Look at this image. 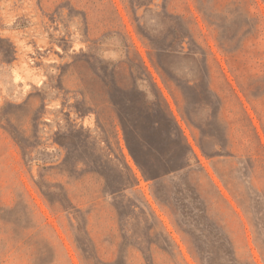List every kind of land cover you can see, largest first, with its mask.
<instances>
[{
    "label": "rangeland",
    "instance_id": "rangeland-1",
    "mask_svg": "<svg viewBox=\"0 0 264 264\" xmlns=\"http://www.w3.org/2000/svg\"><path fill=\"white\" fill-rule=\"evenodd\" d=\"M208 1L220 28L197 0H0V264H264V149L249 120L264 146V0ZM228 33L236 61L219 45ZM159 92L196 130L185 123L189 143L213 154L220 138L236 207L179 133L165 140ZM122 123L151 143L130 138L152 171L158 152L189 159L184 188L198 192L175 212L181 232Z\"/></svg>",
    "mask_w": 264,
    "mask_h": 264
},
{
    "label": "crops",
    "instance_id": "crops-1",
    "mask_svg": "<svg viewBox=\"0 0 264 264\" xmlns=\"http://www.w3.org/2000/svg\"><path fill=\"white\" fill-rule=\"evenodd\" d=\"M166 100L168 101L178 124L182 128L186 139L188 138L187 142L189 146L187 145L186 155H192L195 161L201 166V168H203L206 179L215 187L219 196L221 195L224 200L228 199L231 205L236 207L232 199L227 196L228 185L226 184L223 173H221L222 171L216 164L217 159H221L223 157L221 156L220 148L222 145L219 141L220 138L218 137L217 142H213V149L215 150L213 154L207 153L205 148L200 143L199 144L201 146L196 143H189V134L186 133L184 129L185 123H188V120L186 121V115L183 111L181 115H179L180 113H177V111L174 110L173 102L167 97ZM177 107L181 109V103H177ZM188 124L190 126H188L187 132L190 128L189 132H192V135L194 136L196 130L190 123ZM209 138L211 139V136ZM212 138L214 137L212 136ZM165 140H169L168 135ZM197 145L202 150V154L197 152ZM181 157L182 156L177 154L174 156L171 153L169 154L168 150L166 154L158 152V177L155 179H149L152 181L158 180V214L160 215V218H162L163 222L170 227V231L175 232L176 230L177 233H179L178 231L181 232V229L177 226L179 225V222L176 218L177 214H175V212L181 213L183 210H186L188 208V200L192 203L191 207L195 209V194L198 192L195 187L190 191L184 188L189 185V182L187 175L184 177L183 174L189 171L191 164L189 159L182 160ZM199 194H201L200 190Z\"/></svg>",
    "mask_w": 264,
    "mask_h": 264
},
{
    "label": "trees",
    "instance_id": "trees-1",
    "mask_svg": "<svg viewBox=\"0 0 264 264\" xmlns=\"http://www.w3.org/2000/svg\"><path fill=\"white\" fill-rule=\"evenodd\" d=\"M197 2H198V4H201V6L198 5V7H197L198 12L200 14H202L207 19L209 25L210 26H214V28H220V25L214 19L211 18V14H212V12H214L213 5H210V3H209L208 0H197ZM205 2H206V5L207 6L204 5ZM214 5H216L215 2H214ZM234 30L236 32H239L241 30V26L238 27V23H235L233 25V30L232 31L234 32ZM243 33L245 34V35H243V39H242L243 42H244V40L247 39V37L249 35H251V33H250V31H243ZM230 36H232V35L229 34V33L226 34V36L224 35V37H222V41L219 42L220 43L219 45L223 49L224 54L231 61H236V56L238 54V49H232L230 47V45L227 43L228 41H226L227 39L230 38ZM223 39H226V40H223ZM163 51H165V50H163ZM137 57H138L139 60H141L140 56L137 55ZM158 62H159V60H158ZM158 70H159V72H161L162 75L165 74V70L159 65V63H158ZM235 70H238V69L236 68ZM159 93L161 95V98H162L165 106H166L167 111L169 112V116L171 117V119L173 121V127H172V129L161 128L162 132L164 134H167L169 136H172L173 135V132L175 131V132L179 133L183 137L184 141L188 145V142H187V139H186V137H185V135L183 133V130L180 127V125L178 124V122H177V120H176V118H175V116L173 114V111L170 108V105H169L168 101L163 96L162 92H159ZM114 104L116 105V103H114ZM259 118H260L259 120H261L260 115H259ZM249 120L251 122V125H252V128H253V132H254L255 137L257 138V140L259 141L260 145L264 149L263 143L261 142L260 134H259L256 126L253 125L251 117H249ZM262 128L264 130V127H262ZM121 129L123 131V138H124L125 145H126L128 151H129L130 155L132 156L133 160L135 161V163L139 167V169H140L141 173L143 174V176L146 179H155V178H157L158 177V171H152L150 169L149 165L147 164V161H145V160L143 161V160H141L139 158V156L135 152L134 146L132 145V141H131L130 138L131 137H136L137 140H138L137 141L138 145H140L142 148H144L146 150V153L147 154H150L153 151L152 146H151V143L136 128L129 127V126L125 125L124 123H122ZM118 148H119V150L121 152V155L123 157V161H122L123 165L126 167V169L128 170V172H131V176L133 178V183L131 184V187H133V186H135V185L138 184V179L136 178L135 174L132 172L131 167L127 164V162L124 159V155L122 153V147H121V144L120 143H118ZM120 178H121V183L123 185H127V179L125 178V175H122ZM154 194H156V193L154 192ZM157 197H158V195H157ZM84 252L86 253L87 250L84 251ZM198 257L200 259V262L203 263L202 257L201 256H198ZM229 258L235 259V256H233V257L230 256ZM96 263L98 264V261H96Z\"/></svg>",
    "mask_w": 264,
    "mask_h": 264
}]
</instances>
